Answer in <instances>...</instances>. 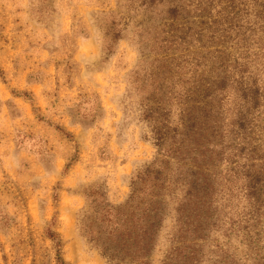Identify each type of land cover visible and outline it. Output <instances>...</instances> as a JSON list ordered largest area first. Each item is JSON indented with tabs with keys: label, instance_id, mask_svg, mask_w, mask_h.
<instances>
[{
	"label": "trees",
	"instance_id": "1",
	"mask_svg": "<svg viewBox=\"0 0 264 264\" xmlns=\"http://www.w3.org/2000/svg\"><path fill=\"white\" fill-rule=\"evenodd\" d=\"M119 1L150 12L133 83L157 157L123 202L89 189L80 232L110 264H151L173 202L163 264H264V0Z\"/></svg>",
	"mask_w": 264,
	"mask_h": 264
},
{
	"label": "rangeland",
	"instance_id": "2",
	"mask_svg": "<svg viewBox=\"0 0 264 264\" xmlns=\"http://www.w3.org/2000/svg\"><path fill=\"white\" fill-rule=\"evenodd\" d=\"M122 4L0 0V264H110L79 230L87 193L125 201L158 151L133 83L150 12ZM168 206L151 264L176 245Z\"/></svg>",
	"mask_w": 264,
	"mask_h": 264
}]
</instances>
